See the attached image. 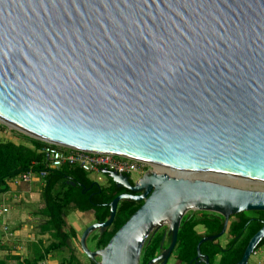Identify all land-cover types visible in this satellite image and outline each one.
Masks as SVG:
<instances>
[{
	"label": "water",
	"instance_id": "obj_1",
	"mask_svg": "<svg viewBox=\"0 0 264 264\" xmlns=\"http://www.w3.org/2000/svg\"><path fill=\"white\" fill-rule=\"evenodd\" d=\"M0 115L46 143L178 171L150 169L133 186L103 171L141 193L119 194L106 221L85 227L91 260L139 264L165 222L171 244L153 260L165 263L190 209L224 218L197 245L196 264H211L201 244L224 235L231 215L264 210V189L186 171L264 182V0H0ZM125 198L143 203L91 250L89 236ZM263 239L264 222L235 264H248Z\"/></svg>",
	"mask_w": 264,
	"mask_h": 264
},
{
	"label": "trees",
	"instance_id": "obj_2",
	"mask_svg": "<svg viewBox=\"0 0 264 264\" xmlns=\"http://www.w3.org/2000/svg\"><path fill=\"white\" fill-rule=\"evenodd\" d=\"M4 129L5 126L0 123V130ZM14 137L18 139L0 140V196L10 190L13 178L24 172L29 170L40 172L46 169L48 174L41 189L44 206L38 211L42 220L38 224V232L35 233L37 239L29 243L27 255L8 251L0 258V264H38L47 259L54 250L63 252L65 249L71 251L70 264H83L76 254L75 247L77 242L82 251L80 237L83 229L78 230L75 225H69L67 221L69 215L74 212L92 211L94 222H104L110 215L109 203L123 193L124 189L119 188L112 179H109L107 184L99 182L97 184L90 177L89 172L78 167L45 168L42 149L48 143L24 133H15ZM142 203V201L122 199L112 224L101 232H93L90 239L95 244V248H104ZM263 222L264 210L233 214L230 216L225 233L230 239L225 244L219 239H216L217 243L204 242L201 250L208 254L212 261H216V264H235L242 258L250 239L263 226ZM223 225L224 218L219 214L213 220L205 214L200 218L195 216L183 218L176 245L177 256L182 261L190 262L197 255L199 241L206 234H218ZM201 226L205 229L203 233L198 229ZM46 235L47 238L44 237ZM158 245L159 240L153 245H148V250H145L146 260L154 255ZM263 245L264 239L255 252ZM64 258L59 264H68ZM90 263L97 264L93 260Z\"/></svg>",
	"mask_w": 264,
	"mask_h": 264
},
{
	"label": "rangeland",
	"instance_id": "obj_3",
	"mask_svg": "<svg viewBox=\"0 0 264 264\" xmlns=\"http://www.w3.org/2000/svg\"><path fill=\"white\" fill-rule=\"evenodd\" d=\"M0 123L5 126L4 130H0V140H8V139L17 140L18 138L16 139V137H14V134L15 133H23V132L19 131L18 129H15V128L9 126L8 124L2 123L1 121H0ZM13 131H15V132H13ZM20 139H22L21 136H20ZM150 169H155V168L152 167ZM201 172H203V171H201ZM204 173L208 174L207 175L208 179H211V180H214V181H218V182H223V183L228 184V185H233V186L247 188V189H264V182L249 181V180H245V179H239V178H234V177H230V176L221 175V174H218V173H211V172H204ZM89 174H90V177L92 179H94L95 181H98L101 184H107L108 181H109V177H110V176H108V174L103 173V172H99V173L90 172ZM142 176L143 175L140 174V173L134 174L132 176L133 182L136 183ZM29 184H31L34 187L37 185L35 181H33V182L29 183ZM41 192H42V190L41 191H40V189L37 190V187H35L34 195L31 196V197L29 195H27L26 196L27 198H25V199L23 198V200H22V211L25 213V215H22V221H25L26 219H29V220H27L26 222L23 223V225L27 224V226L26 227H22V228H24L22 230V241H21L22 242V248L20 249V250H22V252L25 251L26 242H27L28 239H30L28 234H32L33 235V234L37 233L38 232V228H37L38 224L42 220L41 216L38 214L39 209H41L44 206V199L42 198ZM252 211L253 210L246 211V212L252 213ZM86 214H87L86 216L92 218V213L86 212ZM68 218H69L68 219V221H69L68 224L69 225L72 224L71 222L75 223L76 221H78L81 224V227L82 226L85 227V226L90 224L89 220H85L84 218L81 219L78 216H73L72 214L69 215ZM91 221H93V220L91 219ZM0 222H2V219H1ZM72 225H74V224H72ZM12 226H14V225L10 224L11 228H12ZM81 227L77 226L76 228L77 229H81ZM0 231H1L0 232V238L5 239L6 236H7L6 233H5L6 230L4 228H0ZM94 233H92L89 236L88 240H87V245H88V247L91 250L95 249V244L92 242V239H90ZM44 237L47 238L48 235H46ZM11 239H15L16 241H19V243H21L19 238H14L13 237ZM226 239H227V235H225V234H224V236H221L219 238V240H220V242L222 244L226 243V241H227ZM7 241H8V243H10V242H12L14 240H12L10 242H9V240H7ZM0 245H1V239H0ZM75 247L77 248L76 249V254H77V256H79V258L82 261V263L83 264H91L90 261H89L90 258L87 256L86 253L81 251V249L79 247V244H77V242H75ZM70 254H71V251L69 249H65V251H63V252L62 251H57V250L53 251V255L55 256V258L57 257L56 259L58 260L59 263L62 261V258L65 257L64 259L67 260L66 263L70 264V262H69ZM257 257H256L255 254H252L251 257H250V264L254 263L253 261L256 260ZM98 260H100L99 257H98ZM257 263H258V261H257Z\"/></svg>",
	"mask_w": 264,
	"mask_h": 264
},
{
	"label": "built area",
	"instance_id": "obj_4",
	"mask_svg": "<svg viewBox=\"0 0 264 264\" xmlns=\"http://www.w3.org/2000/svg\"><path fill=\"white\" fill-rule=\"evenodd\" d=\"M42 152L45 168L49 169H59L63 166H73L83 169L89 173H99L104 170H109L120 175H128L132 178V176L136 173L144 175L150 170V168L153 167L150 162L137 158L108 152L87 151L51 143H48L47 146L43 147ZM47 174L48 170L46 169H43L40 172L29 170L13 178L11 182L14 184L29 183L36 179H44ZM7 211L8 208L3 207L2 212ZM4 229L9 235H11L8 225H5ZM38 264L49 263L48 261L43 260Z\"/></svg>",
	"mask_w": 264,
	"mask_h": 264
},
{
	"label": "crops",
	"instance_id": "obj_5",
	"mask_svg": "<svg viewBox=\"0 0 264 264\" xmlns=\"http://www.w3.org/2000/svg\"><path fill=\"white\" fill-rule=\"evenodd\" d=\"M33 181H35L37 184L35 186V187H37V190L40 189V191H41V189L44 185V179H36ZM33 181H31V182H33ZM31 182H29V183H31ZM29 183L14 184L11 182L10 183L11 184L10 190H8L6 193H4L0 196V221L2 219V222H0V228H4L5 225H8L9 231L11 232V235H9L7 232H5L7 235L5 239L0 238L1 239L0 258L2 257V255L3 256L6 255L8 253V251H11L12 253H19L20 255H24V256L27 255L29 243H31L32 241H35L37 239L35 234H33V235L28 234L30 239H28L26 242L25 251L22 252V250H20L22 248V242H21L22 241V230L24 229L22 227L27 226V224L23 225V223L26 222L27 220H29V219H26L25 221H22V215H25V213L22 211V200H23V198L24 199L27 198L26 197L27 195H29L31 197L35 193V187ZM3 207H7L8 211L2 212ZM72 215L78 216L81 219L84 218L85 220H89L90 223H92V221H91L92 218L86 216L87 214L84 212L83 213L82 212H74V213H72ZM68 219H67V221H68ZM68 223H69V221H68ZM71 223L74 224L76 227L77 226L81 227V224L78 221H76L75 223L74 222H71ZM10 224H13L14 226H12V228H11ZM81 229L84 230V227L82 226ZM81 229H78V230H81ZM13 237L19 238L21 243H19V241H16L15 239H11ZM6 239L9 240V242L12 240H14V241L8 243V241ZM8 249H10V250H8ZM254 254L256 255V257L258 256L257 259L253 261L254 264L255 263L256 264H258V263L264 264V245ZM56 258L52 252L49 255V257L45 260L48 261L49 264H59V262ZM257 261H258V263H257Z\"/></svg>",
	"mask_w": 264,
	"mask_h": 264
},
{
	"label": "flooded vegetation",
	"instance_id": "obj_6",
	"mask_svg": "<svg viewBox=\"0 0 264 264\" xmlns=\"http://www.w3.org/2000/svg\"><path fill=\"white\" fill-rule=\"evenodd\" d=\"M125 176L128 177V179L130 181V184L133 186L134 185V182H133L132 178H130L128 175H125ZM109 179H112V178L109 177ZM96 182H98V181H96ZM118 187L121 188V189H124L123 193H131V194H139V193H141V192H135L134 190H132V189L126 187V186H118ZM89 213H93V212L90 211ZM204 214L210 220H213L215 218V216H218L217 213L211 212V211L190 210L189 209L184 214L183 218H185V217L190 218V217H193V216H195L196 218H200V217H203ZM183 218H182V220H183ZM229 221H230V219H229ZM92 222H94V221H92ZM180 227H181V225H180ZM198 229H199V231L201 233H203L205 231L204 226H201ZM227 229H228V227H227ZM206 236H212V235L206 234L204 237H206ZM222 236H224V235H222ZM229 239H230V236H227V241ZM157 240H159V245L157 246V249H156L157 251L154 253L153 256H151L150 258H148L146 260L145 259V250L147 251L148 248H149V246L150 245H153V243L156 242ZM171 240H172V233L169 232V226H168L167 223L163 222L162 225L157 230L153 231L152 234H150V236L146 240V242H145V244H144V246L142 248V253H141V256H140L139 264H148L150 261L153 262L152 264H196L199 261V259L196 258L197 255L190 262H188V263L185 262V261H182L177 256V251H176L177 242H176V245H175L174 249L172 250L170 256L168 257V259H167V261L165 263H164V260L163 259H160L159 261L154 262L153 260L156 257H158L159 255H161L166 249H168L169 245L171 244ZM210 241H213L214 243H217L218 242V241H216V239L215 240H210ZM200 248H201V246H200ZM92 250H97V249L95 248V249H92ZM202 253L204 255H208V254H205L204 252H202ZM99 259H100V257H99ZM97 260H98V257H97ZM89 261H91V259H89ZM209 261H210L211 264H216V261H212L210 259V256H209ZM198 264H205V263L204 262H199Z\"/></svg>",
	"mask_w": 264,
	"mask_h": 264
},
{
	"label": "bare ground",
	"instance_id": "obj_7",
	"mask_svg": "<svg viewBox=\"0 0 264 264\" xmlns=\"http://www.w3.org/2000/svg\"><path fill=\"white\" fill-rule=\"evenodd\" d=\"M0 120L2 122H5L7 124H9V126L11 127H14V128H19L21 130H24L23 127H21L20 125L16 124V123H13L12 121H9L8 119H6L4 116L0 115ZM154 167H155V170L158 171V172H178L177 170H173L169 167H166V166H162V165H159V164H156V163H153ZM186 174L191 176V177H202V178H207L208 174L207 173H204V172H201V171H196V172H187L186 171ZM212 178V177H211ZM219 178V177H218Z\"/></svg>",
	"mask_w": 264,
	"mask_h": 264
}]
</instances>
